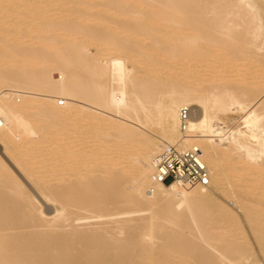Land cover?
Instances as JSON below:
<instances>
[{"label":"bare ground","instance_id":"obj_1","mask_svg":"<svg viewBox=\"0 0 264 264\" xmlns=\"http://www.w3.org/2000/svg\"><path fill=\"white\" fill-rule=\"evenodd\" d=\"M0 122V264H260L246 233L264 257V0H0ZM165 144L209 186L153 184Z\"/></svg>","mask_w":264,"mask_h":264},{"label":"built area","instance_id":"obj_2","mask_svg":"<svg viewBox=\"0 0 264 264\" xmlns=\"http://www.w3.org/2000/svg\"><path fill=\"white\" fill-rule=\"evenodd\" d=\"M188 117L186 109L180 110L179 131L182 136L188 133ZM201 156L197 147L181 149L176 145H163L152 160L151 182L175 184L186 189L207 188L209 174Z\"/></svg>","mask_w":264,"mask_h":264},{"label":"rangeland","instance_id":"obj_3","mask_svg":"<svg viewBox=\"0 0 264 264\" xmlns=\"http://www.w3.org/2000/svg\"><path fill=\"white\" fill-rule=\"evenodd\" d=\"M33 1V4L35 3H38L40 0H32ZM25 19H23L22 21H24ZM21 21V22H22ZM31 21L30 20H25L24 21V23L22 22V24L21 25H19V27H20V29H22V27H23V29L25 28V27H28L26 24H33L32 22L30 23ZM35 24V23H34ZM22 26V27H21ZM25 29H27V28H25ZM24 29V30H25ZM18 31H19V28H18ZM35 34H33V36H34ZM27 40V39H26ZM25 40V41H26ZM33 42V41H32ZM96 49H94L93 47H91L90 49H89V54L88 55H90V56H92V55H96V51H98V50H96ZM94 55V56H95ZM133 63V62H132ZM132 63H130L132 66H134ZM53 74V76H56L57 75V72H53L52 73ZM191 74V73H190ZM190 82H193V80L192 81H190ZM59 107H60V105H59ZM62 107V106H61ZM52 128V129H51ZM47 130H45V131H40V130H36L35 129V134L34 135H32V137H30V139L32 140V141H38V140H44V141H46V142H49V140L51 141V140H53V141H58V140H61L60 138H63V137H59L58 136V133H57V131L58 132H60L59 134H61V133H66V132H63V130H61L60 128L58 129V128H55V127H51V126H49L48 128H46ZM54 129H55V131H54ZM142 129V132H144V133H147L148 131H147V129H149V126H147V127H143V128H141ZM144 130V131H143ZM38 131V132H37ZM50 131V132H49ZM54 131V132H53ZM62 131V132H61ZM39 134V135H38ZM42 134H44L43 136H42ZM45 135H47V136H45ZM55 135V136H54ZM56 135L59 137H56ZM38 137V138H37ZM44 137V138H43ZM46 138V139H45ZM92 145V144H91ZM91 145L89 144V146L91 147ZM0 148H2V146L0 145ZM45 150L47 151V150H49V148H45ZM44 150V151H45ZM85 150H88V148L87 149H85ZM44 154H46L45 152H44ZM6 157V156H5ZM4 158V157H3ZM5 160V162L7 161V164H9V166H11V168L14 170L15 169V172L17 171V173H19L18 172V170L15 168V166H14V164L12 163V161H10V158H8L7 157V159L5 158L4 159ZM12 163V164H11ZM12 166H14V167H12ZM19 176H21V179L23 178V179H25V180H28L27 178H26V176H24V174L23 173H19ZM29 181V182H28ZM27 181V184L29 185V187H31V188H34L31 184V182H30V180H28ZM214 186V185H213ZM213 186H212V189L214 190V188H213ZM223 186V185H222ZM221 186V187H222ZM218 191H222V189L225 187H222V189H221V187H217V185H215L214 186ZM216 189L213 191V200H215L214 202L215 203H217V205H220V206H222V207H225V208H228V209H230V210H232L233 212H236L237 210L235 209V207H233L229 202H230V200H231V194H232V191H237L238 192V188H228L227 189V187L226 188H224V189H226V191L225 190H223V192H224V194H223V192H221V193H219L218 191H216ZM230 193V194H229ZM243 196H244V194H242ZM41 202V204H39L38 206H39V208H40V206L42 207V210H44V208H45V206H44V203L42 202V200L41 201H39V203ZM233 208V209H232ZM235 209V210H234ZM197 212V211H196ZM164 213V212H163ZM236 213H238V215L239 216H242V213H239L238 211L236 212ZM211 214V215H210ZM210 214H207L206 216H201L200 217V219H199V222H200V224L202 223H204V224H207L208 225V228H211V224H212V222H210L211 220H209V219H211L212 217H209V215L210 216H215L213 213H210ZM213 214V215H212ZM147 217V215H146V212H141L140 214L138 213V214H135L133 217L134 218H137L136 220H134V221H136V222H132V223H134V224H136V223H143L141 220H143L144 218H146ZM143 217V218H142ZM213 218H215V217H213ZM212 218V219H213ZM138 220V221H137ZM208 220V221H207ZM132 221H133V219H132ZM145 221V220H144ZM207 221V222H206ZM208 222H209V224H208ZM241 222H242V224L241 225H243L244 227H245V230H247L246 228H247V225H246V222L244 221V219H242L241 220ZM131 223V222H130ZM214 224V223H213ZM210 226V227H209ZM214 226V228L216 229V230H214V228H213V230H214V232H212L211 233V231H213V230H209V233L211 234V235H213V236H218L219 234H221V229H222V227H219V226H217L219 229H217L216 228V226H215V224L213 225ZM212 226V227H213ZM172 226H170V228H171ZM208 228H207V231H208ZM225 228V227H224ZM172 229V228H171ZM223 232V231H222ZM245 236H246V240H247V245H245L242 241H235V242H233V246L234 247H237V248H246L247 250H250V252L253 254V257H254V259H255V261L256 262H258V263H260V264H264V257H263V255H262V253L260 252V247L258 246V244H256V242L253 240V237H252V235L250 234V233H246L245 234ZM241 242V243H240ZM236 243V244H235ZM141 248V247H140ZM250 248V249H249Z\"/></svg>","mask_w":264,"mask_h":264}]
</instances>
